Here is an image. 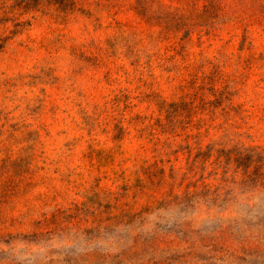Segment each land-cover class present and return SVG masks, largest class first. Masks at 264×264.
<instances>
[{"label":"rangeland","instance_id":"1","mask_svg":"<svg viewBox=\"0 0 264 264\" xmlns=\"http://www.w3.org/2000/svg\"><path fill=\"white\" fill-rule=\"evenodd\" d=\"M0 264H264V0H0Z\"/></svg>","mask_w":264,"mask_h":264}]
</instances>
